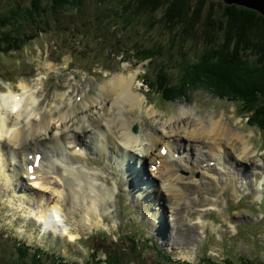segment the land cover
<instances>
[{
  "label": "rangeland",
  "instance_id": "1",
  "mask_svg": "<svg viewBox=\"0 0 264 264\" xmlns=\"http://www.w3.org/2000/svg\"><path fill=\"white\" fill-rule=\"evenodd\" d=\"M119 9L125 18L112 1L89 0L78 16L70 19L64 13L67 23H54L21 50L0 54V93L26 94L20 89L25 84L38 98L36 111L48 116L55 115L57 109L70 112L73 105L80 110L87 99L100 100L101 84L117 73L132 77L135 91L145 95L141 106L130 111L132 124L137 125L135 143L139 149L125 153L112 150L110 155L98 152L94 149L96 127L83 134L86 145L77 144L75 154L81 161L72 165L81 162L83 170L97 174V182L108 188L106 212L99 220L86 213L81 217L77 208L70 210L61 202L54 224L67 226L68 232L60 234L45 226L39 218L40 207L28 197L52 198L57 191L65 193L68 186L71 188L69 180L65 182L54 172L41 173L48 181L42 186L32 184L35 180H27L22 172L12 182L18 189L0 186V264H52L53 258L47 254L37 263L28 257L16 259L13 239L54 253V258L62 257L67 264H102L105 250H112L123 264H204L206 257L214 264L237 263L241 258L264 264V132L248 124L247 117L240 114V105L219 98L206 87H190L187 96L172 101H165L155 87H148L147 71L158 63H166L171 80L176 81L180 62L188 54L179 43L171 46L177 28L164 27L160 11L148 20L135 16L131 8ZM182 43L185 48L191 45L190 40ZM148 47L153 54L158 53L148 58L135 55L137 48ZM151 107L155 111L149 113ZM178 107L191 109L197 116L225 118L253 147L250 152L255 151L243 160L235 158L233 151L230 159L220 148L198 163L206 145L199 147L188 141L195 146L189 150L188 144L176 147L185 139L167 136L175 147L172 154L177 157L172 162L176 174L170 180L160 179L154 171L158 156L145 160L143 153L151 144L152 128H160L164 119L173 122ZM66 123L59 128L67 135L64 145L71 147L74 133L71 121ZM110 146L117 147L115 143ZM45 150L49 155H60L55 143ZM163 184L169 185V192ZM177 191L181 196L170 194ZM23 194L24 199L17 200ZM130 237L143 241L135 246Z\"/></svg>",
  "mask_w": 264,
  "mask_h": 264
},
{
  "label": "bare ground",
  "instance_id": "2",
  "mask_svg": "<svg viewBox=\"0 0 264 264\" xmlns=\"http://www.w3.org/2000/svg\"><path fill=\"white\" fill-rule=\"evenodd\" d=\"M21 86L20 89H25L26 94L21 92L17 93L19 94L17 96L11 92L2 91L0 93V186L12 189V191L18 189V186L12 182L16 180L15 176L20 177L21 172L24 173L27 180H35L32 184L42 186L48 181L41 173L44 171L46 173L54 172L65 182L69 180L71 188L68 186L65 193L57 191L56 196H52V198L50 195L46 196L47 199L43 195H37L35 199L28 197V201L35 200V203L40 207L39 218L45 226L53 228L56 232L59 231L60 234L68 232L67 226L66 228L60 226L63 224H54L56 219L54 215L61 210V202L67 203L66 207L70 210L77 208L81 217H84L86 213L96 221L99 220L106 212L107 201L104 198L106 194L108 195V188L103 183L97 182V174L83 170L81 162L72 165L75 161H81L75 154L78 149L77 144L86 145L83 134L96 127L94 129L97 130L98 135L95 139L94 149L98 152H107L110 155L112 150L123 152L139 149L137 148L139 144L135 143L138 131L130 130L131 125H134L130 111L134 107L141 106L145 95L142 92L141 96V93L135 91L132 77L117 73L101 84L100 100L97 98L87 99L81 104L80 110L73 105L70 112L57 109L55 115L48 116V114L36 111L38 98L30 89L31 87L27 88L25 84ZM80 103L82 102L80 101ZM154 111L151 107L149 113ZM177 114L173 122L169 118V122L166 119L163 120L160 128L152 126L151 144L143 153L145 160L148 158L154 160V156H158L159 159L154 160L157 163L154 171L160 179L170 180L176 174L175 163L172 162L174 161L173 157L176 156V154H172L175 147L167 136L185 139V142L177 143L176 147L183 144L189 145L188 141L195 142L199 147L206 145L205 154L202 155L204 158L201 157L198 163L206 160L205 156L213 155V150L219 151L220 148L224 149V154L229 155L227 157L230 159L233 151L235 158L242 160L255 151L254 149L250 152L253 147L247 144L241 131L233 128V125L224 120L225 118L222 119L216 114L197 116L191 109L181 107H178ZM204 117L206 118L204 119ZM66 120L71 121L70 126L74 133V136L71 137V144L73 142L75 144L71 147H68L66 143V146L64 145L67 135L61 129L67 124ZM9 143L10 145H8ZM54 143L60 148V155L47 154L45 150L47 145L51 144L54 147ZM114 143L116 148L110 146V144L113 146ZM163 145L166 146V149L164 153H161L160 148L164 147ZM192 148L195 146L190 144L189 150ZM156 149L157 153H155ZM185 152L187 150L183 153L185 154ZM36 153H39L38 158H36ZM28 154H30L29 159ZM35 160L36 164L30 171L27 166ZM161 187L168 192L170 190L168 184H163ZM175 193L181 196L179 191L170 194ZM25 194L19 195L17 200L24 199Z\"/></svg>",
  "mask_w": 264,
  "mask_h": 264
},
{
  "label": "trees",
  "instance_id": "3",
  "mask_svg": "<svg viewBox=\"0 0 264 264\" xmlns=\"http://www.w3.org/2000/svg\"><path fill=\"white\" fill-rule=\"evenodd\" d=\"M87 1L89 0H0V54L8 55L21 50L29 40L54 23H67L64 13L69 14L70 19L74 15L78 16ZM110 1L114 3L116 11L124 6L128 11L131 8L135 16H145L148 20L153 18L156 11H160L162 25L167 28L174 25L177 28L174 32L177 38H171V46L179 43L188 58L180 62L182 64L179 66L176 81L171 80L167 71L169 66L158 63L154 69L147 71L150 72L148 87H155L165 101L187 96L190 87H206L219 98L229 99L240 105V114L247 117L248 124L255 125L264 132L262 14L237 4H226L222 0ZM190 2L192 7L189 6ZM118 13L125 18L122 12ZM188 40L191 45L185 48L182 42L187 43ZM153 53L149 47L137 48L135 51L136 56L143 58L154 57L158 52ZM168 54L172 56V53ZM167 61L175 64L169 59ZM141 239L130 237L135 246H138ZM13 241L15 243L12 244V249L14 247L16 259L20 261L28 257L37 263L41 261L42 254H47L52 256V264H67L64 258H54V253H45L40 247H32L18 239ZM158 253L166 257L164 253ZM115 256L112 250H105V259L101 263L123 264L121 258ZM209 261V257L203 258L204 264ZM228 263L262 264L246 258H241L237 263ZM211 264L214 262L211 261Z\"/></svg>",
  "mask_w": 264,
  "mask_h": 264
},
{
  "label": "water",
  "instance_id": "4",
  "mask_svg": "<svg viewBox=\"0 0 264 264\" xmlns=\"http://www.w3.org/2000/svg\"><path fill=\"white\" fill-rule=\"evenodd\" d=\"M228 4H237L253 10H256L264 16V0H222ZM133 132L137 131V125L134 124L132 128Z\"/></svg>",
  "mask_w": 264,
  "mask_h": 264
},
{
  "label": "snow or ice",
  "instance_id": "5",
  "mask_svg": "<svg viewBox=\"0 0 264 264\" xmlns=\"http://www.w3.org/2000/svg\"><path fill=\"white\" fill-rule=\"evenodd\" d=\"M13 111H15V109H13ZM161 151H164V150H163V149H161ZM29 170H30V171L32 170L31 166H30Z\"/></svg>",
  "mask_w": 264,
  "mask_h": 264
}]
</instances>
